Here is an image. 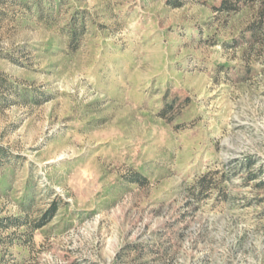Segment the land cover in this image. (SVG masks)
<instances>
[{
	"label": "rangeland",
	"instance_id": "1",
	"mask_svg": "<svg viewBox=\"0 0 264 264\" xmlns=\"http://www.w3.org/2000/svg\"><path fill=\"white\" fill-rule=\"evenodd\" d=\"M0 264H264V0H0Z\"/></svg>",
	"mask_w": 264,
	"mask_h": 264
},
{
	"label": "trees",
	"instance_id": "2",
	"mask_svg": "<svg viewBox=\"0 0 264 264\" xmlns=\"http://www.w3.org/2000/svg\"><path fill=\"white\" fill-rule=\"evenodd\" d=\"M19 219H16V222L18 221Z\"/></svg>",
	"mask_w": 264,
	"mask_h": 264
}]
</instances>
